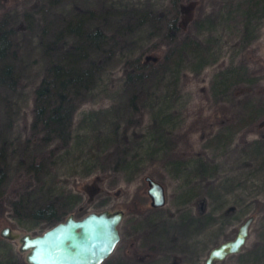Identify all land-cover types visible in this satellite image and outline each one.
I'll use <instances>...</instances> for the list:
<instances>
[{
	"label": "rangeland",
	"instance_id": "rangeland-1",
	"mask_svg": "<svg viewBox=\"0 0 264 264\" xmlns=\"http://www.w3.org/2000/svg\"><path fill=\"white\" fill-rule=\"evenodd\" d=\"M180 1L170 41L172 0H0L16 77L0 87V230L55 224L29 221L22 198L30 208L55 200L58 221L120 208V238L100 264H202L252 214L241 250L214 264H264V0ZM77 22L106 40L92 47ZM76 44L90 48L83 65L94 77L75 101L69 142L33 134L34 87ZM138 55L159 58L142 81L128 63ZM161 104L169 116H158ZM146 174L164 185L163 205L150 204ZM7 246L26 261L18 238L0 234V256Z\"/></svg>",
	"mask_w": 264,
	"mask_h": 264
},
{
	"label": "trees",
	"instance_id": "trees-1",
	"mask_svg": "<svg viewBox=\"0 0 264 264\" xmlns=\"http://www.w3.org/2000/svg\"><path fill=\"white\" fill-rule=\"evenodd\" d=\"M182 2L180 0H172V7L169 9L164 19V35L166 39L175 41L181 31L179 30V14L182 9ZM3 22V21H2ZM0 21V87L3 84H14L16 77L13 73V67L10 63L4 62V57L11 48L10 30L6 28L5 24ZM75 28L78 35L84 36V40L88 41L90 45L97 46L106 40V33L100 28H93L89 31L81 30L80 22L70 24ZM73 52L68 53L66 60L50 63L36 84L33 90V115L30 124V131L33 134L42 131L44 138L60 137L69 142L71 136L72 115L75 109V101L79 93L91 83L94 77L93 70L83 63L88 57L89 47L73 45ZM159 59V58H158ZM157 58H150L149 55L142 57L140 55L129 59L128 63L131 67V76L137 80L142 81L148 73L156 68L158 64ZM164 98L167 96L163 95ZM161 102L162 97H160ZM167 105L161 104L158 116H169L166 110ZM156 114V113H155ZM252 119L258 116V110H251ZM151 137V136H150ZM148 137V140H150ZM152 138V137H151ZM264 141V140H263ZM150 143V141H148ZM263 142L261 138H255L253 144L261 145ZM150 147L151 144H145ZM147 147L145 149H147ZM4 154L0 150V204L2 188L5 181L6 169L4 164ZM124 161H127V155L123 153ZM175 167L181 166L179 160L172 162ZM55 200H50L47 204L28 207L24 198L17 200L20 203L21 212L28 214L29 221H39L41 219H48L50 221L58 222L61 218V212L54 206ZM30 209V211L28 210ZM2 240L10 241L2 238ZM8 245V244H7ZM18 251L13 246H7L0 256V264H28L17 257Z\"/></svg>",
	"mask_w": 264,
	"mask_h": 264
},
{
	"label": "water",
	"instance_id": "water-1",
	"mask_svg": "<svg viewBox=\"0 0 264 264\" xmlns=\"http://www.w3.org/2000/svg\"><path fill=\"white\" fill-rule=\"evenodd\" d=\"M152 206L166 201L164 185L149 174L144 176ZM124 211L104 209L90 211L76 218L69 213L40 234L13 233L9 225L1 228L5 238L17 237L19 250L26 251L25 260L30 264H100L113 250L120 238L118 223ZM250 214L238 225L233 237L212 246L202 264H214L228 254L241 250L253 220Z\"/></svg>",
	"mask_w": 264,
	"mask_h": 264
},
{
	"label": "flooded vegetation",
	"instance_id": "flooded-vegetation-1",
	"mask_svg": "<svg viewBox=\"0 0 264 264\" xmlns=\"http://www.w3.org/2000/svg\"><path fill=\"white\" fill-rule=\"evenodd\" d=\"M148 196H149V195H148ZM149 198H150V197H149ZM155 207H158V206H155ZM233 236H234V235H233ZM233 236H232V237H233Z\"/></svg>",
	"mask_w": 264,
	"mask_h": 264
}]
</instances>
